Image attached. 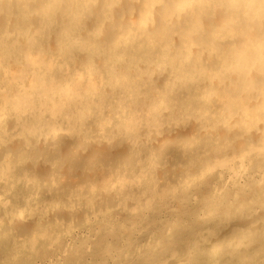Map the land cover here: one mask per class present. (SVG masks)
Masks as SVG:
<instances>
[{
  "label": "bare ground",
  "instance_id": "obj_1",
  "mask_svg": "<svg viewBox=\"0 0 264 264\" xmlns=\"http://www.w3.org/2000/svg\"><path fill=\"white\" fill-rule=\"evenodd\" d=\"M141 233L140 264H264V0H0V264Z\"/></svg>",
  "mask_w": 264,
  "mask_h": 264
},
{
  "label": "rangeland",
  "instance_id": "obj_2",
  "mask_svg": "<svg viewBox=\"0 0 264 264\" xmlns=\"http://www.w3.org/2000/svg\"><path fill=\"white\" fill-rule=\"evenodd\" d=\"M152 210H156L157 211V209L154 207ZM151 209H149V211H147V212H145V214L150 218V219H154V217H153V214L155 213L154 211H152ZM150 212V213H149ZM151 214V215H150ZM148 218V219H149ZM178 230H174L173 232H172V234L170 235V238H171V240H172V244H174L175 246H181V244H183V241L186 239V237H187V232H189L187 229L186 230H179L178 232H177ZM178 233V234H177ZM131 234H132V232L130 231V232H128V235L129 236H131ZM177 235V236H176ZM141 238H142V240H141ZM143 239H144V235L141 233L140 234V237H138V236H136V239H135V241H132L131 243H130V249H129V251H128V257H130L132 254H134V255H132V258H129L128 259V257L127 258H125V259H123L122 260V262L124 261L125 263L124 264H128V262H131L132 264H140V259H141V256L140 257H138L139 255V251H140V248L141 247H143V245H144V243H143ZM176 242V243H175ZM138 243H140V244H142V245H138ZM138 245V246H137ZM134 246V247H133ZM139 246H141V247H139ZM136 247V248H135ZM139 248V249H138ZM147 247H143L141 250H143V252H145L147 249H146ZM134 249H136V251L134 250ZM137 249H138V251H137ZM133 250V251H132ZM135 251V253H133ZM138 252V253H137ZM205 252V253H204ZM145 253H148V252H145ZM197 253H199V251L197 252ZM203 255L204 256H194V258H192V260H191V263L190 264H211V262H212V260L209 258V257H207V255H206V250L205 249H203ZM135 254L137 255V256H135ZM130 255V256H129ZM135 256V257H134ZM206 256V257H205ZM134 257V258H133ZM143 257V256H142ZM199 257V258H198ZM225 256H220V258L221 259H219V263L217 262V264H233V263H235V264H243V262H240V261H242L241 260V258H238V257H235V256H233V257H228L227 255H226V257L224 258ZM138 258V259H137ZM143 258H145V257H143ZM207 258V259H206ZM224 258V259H223ZM232 260H231V259ZM235 258V259H234ZM236 258H237V262H236ZM130 259H132V261L130 260ZM134 259H136L135 261H134ZM199 259V260H198ZM203 259V260H202ZM240 261H239V260ZM195 260H197L198 262H195ZM208 262H207V261ZM222 260V261H221ZM134 261V262H133ZM137 261V262H136ZM194 261V262H193ZM205 261V262H204ZM211 261V262H210ZM218 261V260H217ZM226 261H228V262H226ZM230 261H232V262H230ZM185 262V261H184ZM184 262H183V264H184ZM193 262V263H192ZM204 262V263H203ZM130 263V264H131ZM259 263V262H258ZM257 263V264H258ZM166 264V263H165ZM167 264H170V262H168ZM244 264H251L250 262H247V263H244ZM260 264V263H259Z\"/></svg>",
  "mask_w": 264,
  "mask_h": 264
}]
</instances>
